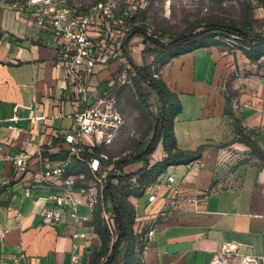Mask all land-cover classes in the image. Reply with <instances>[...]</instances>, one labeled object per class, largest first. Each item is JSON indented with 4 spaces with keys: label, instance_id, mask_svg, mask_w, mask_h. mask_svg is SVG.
Listing matches in <instances>:
<instances>
[{
    "label": "crops",
    "instance_id": "obj_1",
    "mask_svg": "<svg viewBox=\"0 0 264 264\" xmlns=\"http://www.w3.org/2000/svg\"><path fill=\"white\" fill-rule=\"evenodd\" d=\"M251 6L259 12L252 19L264 37V7L257 0ZM91 13L87 1L76 11L78 16ZM31 21L28 11L22 10L17 19L12 6L0 0V264L19 251L27 264H35L36 258L40 264H71L72 220L66 214L56 225L43 222L51 186L38 184L37 179L42 158L47 157L54 167L65 161L63 137L73 133L72 116L79 103L76 93L64 88L66 75L57 63L62 42L50 27ZM215 39L156 65L158 77L179 102L170 123L175 138L171 148L197 157L168 166L160 174V184L150 182L152 200L146 192L128 196L135 212L134 227L154 229L142 264H209L224 242L237 243L240 254L258 256L264 264V39L252 43L247 52L231 47L223 38ZM140 41L131 48L137 66H142L146 48ZM151 56L146 65L154 61L155 53ZM120 61H84L87 103L96 100L115 75L125 76L119 71ZM129 96L130 87L122 85L118 104ZM155 131L156 121L144 114L141 119L134 116V126L126 135L148 138ZM237 131L252 138L262 155L240 141L232 142ZM158 132L161 135L160 127ZM158 132L149 167L167 156ZM20 154L26 157L23 171L12 161ZM88 155L72 159L67 172L83 171L91 177ZM112 166L104 164L100 173L115 177ZM127 166L138 170L143 164ZM170 175L174 181L168 187ZM25 188L31 191L28 197ZM81 213L89 215L85 207ZM89 216L90 221L76 229L80 234L77 264H90L101 246L95 231L90 232ZM124 256L122 252L112 264H124Z\"/></svg>",
    "mask_w": 264,
    "mask_h": 264
},
{
    "label": "built area",
    "instance_id": "obj_2",
    "mask_svg": "<svg viewBox=\"0 0 264 264\" xmlns=\"http://www.w3.org/2000/svg\"><path fill=\"white\" fill-rule=\"evenodd\" d=\"M12 6V11L18 19L22 10L31 15V22L38 27L48 26L53 35L62 42L58 52L57 63L65 72L67 89L76 93L79 108L72 116L73 133L66 134L64 142L67 144V157L58 166H52L47 157L41 159L38 184H49L51 191L46 200L49 202L42 211L43 222L56 225L61 222L64 215H69L72 220V232L69 238L72 241L70 249V263L80 262L77 240L80 234L77 228L90 221V214L96 206L101 204L102 218L113 240L118 231L115 214L108 203H104L103 190L107 183L108 173H100L104 164L111 163L103 148L111 146L117 138L125 120L118 104L119 88L128 83L126 76L115 75L108 81L106 89L101 95L90 103L88 102V88L82 72L85 60L95 61L116 60L122 58L123 41L130 36V25L135 11L141 7V0H2ZM87 1L92 9L90 16H78L76 11L82 7V2ZM232 37V36H231ZM233 38V37H232ZM237 47V43H228ZM242 48L248 49L241 45ZM157 67V66H154ZM130 75H134L131 72ZM131 76V77H132ZM86 103L84 107L80 104ZM17 120V117L13 118ZM97 151V152H96ZM90 154L88 168L90 176L83 171L68 173V163L72 159L83 160L82 155ZM41 157V154H40ZM14 167L23 171L26 157L20 154L12 159ZM112 174L119 176L122 168L112 166ZM106 171V169H103ZM174 181V175L167 178V186ZM160 176H156L154 183L160 184ZM126 185L137 188L136 177L126 181ZM140 190L154 198L149 183L141 186ZM26 197L31 195L29 188L24 189ZM193 201L196 198H192ZM85 207L88 214H82L81 208ZM135 237V252L142 259L143 253L149 249L150 241L154 235L151 225L144 228L132 226ZM90 224V232H94ZM2 264H27L25 254L19 251L4 259ZM35 264H40L38 258ZM209 264H260V258L255 255H242L235 242H224L219 251L215 252Z\"/></svg>",
    "mask_w": 264,
    "mask_h": 264
},
{
    "label": "trees",
    "instance_id": "obj_3",
    "mask_svg": "<svg viewBox=\"0 0 264 264\" xmlns=\"http://www.w3.org/2000/svg\"><path fill=\"white\" fill-rule=\"evenodd\" d=\"M257 1L264 7V0ZM252 11L253 7L251 4L246 5V21L241 26L222 21H206L201 24H195L181 33L171 35L167 42H161L153 38L147 33V29L144 26H132V28L130 26V40L135 35L143 37L144 43L148 46L149 51L155 53L153 64L137 66L128 52L130 40L121 47L122 59L124 61L122 67L126 64L130 67L129 73L134 72V75L131 77V82L141 106L146 109L148 107V101L151 98L155 101L157 109L156 131L143 152L137 155L133 153L129 154L114 162L115 168H123L134 162H141L143 167L135 173L127 175L120 174L115 177L108 176L103 190V202L106 204L109 203L114 211L118 234L116 239L113 240V236L102 218L103 206L98 204L92 213L91 225H93L95 233L100 239L101 246L98 251V257L92 258L90 264H112L122 252L125 253L124 264H142L141 258L135 252L136 244L132 230V226L135 223V212L127 200L128 196H140L143 192L140 190L141 186L145 183L153 182L156 176H160L168 166L188 163L197 157L189 151H184L177 147L171 148V146H174L175 138L170 128V123L172 114L179 108V102L175 99V95L170 93L158 77L154 66L162 65L178 54L214 43L216 41L215 38L220 36H232L233 39H236V41H239L241 45L246 47H249L252 43L262 41L264 37L260 32H257V29L260 28L257 25H251V23H256L252 19ZM134 21L135 19L131 23H134ZM249 49H251V46ZM243 50L247 52L246 49L243 48ZM122 67L119 69L120 72L122 71ZM146 88L150 90L149 93L145 91ZM160 126L162 145L167 152V156L161 162L149 167V157L159 141L157 132ZM236 135V138L232 142L240 141L248 145L254 153L262 155L252 138L242 135L241 131H237ZM85 157L90 156L85 154ZM146 163L148 164L147 167H145ZM131 177H136L137 188H132L129 185H120L123 181H128Z\"/></svg>",
    "mask_w": 264,
    "mask_h": 264
},
{
    "label": "rangeland",
    "instance_id": "obj_4",
    "mask_svg": "<svg viewBox=\"0 0 264 264\" xmlns=\"http://www.w3.org/2000/svg\"><path fill=\"white\" fill-rule=\"evenodd\" d=\"M140 2H142L141 7L134 13L133 19L135 21L131 23V28L132 26H144L147 29V33L153 38L161 42H167L171 35L181 33L195 24H201L206 21H222L241 26L246 21V5L255 2V0H141ZM252 13H254L253 16L256 18L258 17V11L255 10ZM251 25L254 26L256 24L251 23ZM220 38H223L227 43L235 42L238 45L237 47L241 48V43L231 36H220ZM132 39L135 40L132 41ZM132 39L128 44V52L131 58L135 53L131 48L139 43L141 44V39L144 40L139 35H135ZM144 50L142 52L144 56H142L143 62H141V65L148 64V59L152 57V52L149 51L147 45ZM120 63L123 65V61H120ZM154 68L157 71V67ZM122 71L128 81L126 84L130 87V96L121 100L119 105L125 123L114 143L104 149L110 159H115L113 165L116 160L132 154L136 149L144 150L153 137L146 138L140 135L136 137V134H131L129 137L126 135V131L128 132L134 126V116L135 118L141 119L146 114L152 121H156L157 118L155 102L148 101V107L145 109L137 99L135 89L131 82L132 75L129 73L130 67L125 64L122 67ZM145 91L147 93L150 92L148 89H145ZM155 154L156 151L154 149L149 158L153 155L155 156ZM133 168L135 167L125 166L122 168L121 174L127 175L140 170H133ZM114 182L116 183V181ZM120 185L125 186L126 181H123ZM108 206H110L109 203Z\"/></svg>",
    "mask_w": 264,
    "mask_h": 264
},
{
    "label": "water",
    "instance_id": "obj_5",
    "mask_svg": "<svg viewBox=\"0 0 264 264\" xmlns=\"http://www.w3.org/2000/svg\"><path fill=\"white\" fill-rule=\"evenodd\" d=\"M130 40V36H128L124 41H123V45L128 42ZM161 128V126H160ZM158 137H160V132H158Z\"/></svg>",
    "mask_w": 264,
    "mask_h": 264
}]
</instances>
